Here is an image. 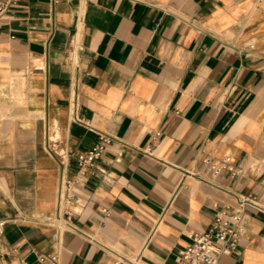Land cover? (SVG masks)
Instances as JSON below:
<instances>
[{
  "label": "crops",
  "instance_id": "crops-1",
  "mask_svg": "<svg viewBox=\"0 0 264 264\" xmlns=\"http://www.w3.org/2000/svg\"><path fill=\"white\" fill-rule=\"evenodd\" d=\"M99 132L114 137L105 176L66 201L61 181ZM226 155L240 174H187ZM249 195L264 206V0H13L0 19V264L52 252L179 264L193 232ZM59 216L71 229L48 224ZM245 227L219 264H264V212Z\"/></svg>",
  "mask_w": 264,
  "mask_h": 264
},
{
  "label": "built area",
  "instance_id": "built-area-1",
  "mask_svg": "<svg viewBox=\"0 0 264 264\" xmlns=\"http://www.w3.org/2000/svg\"><path fill=\"white\" fill-rule=\"evenodd\" d=\"M13 0H0V19L3 18L11 7ZM162 136L160 130L151 131L150 138L141 148L143 154L148 157H155L156 146ZM114 143V137L105 132H99L98 141L87 151L78 156V178L72 180L64 178L61 181L63 199L70 201L74 196L75 185L80 179L97 177L104 173L100 171L99 163L104 158L108 148ZM122 155V152H119ZM203 170L196 173L187 172L189 175H197L206 180V177H217L224 171H230L237 175L242 170L234 164L231 155H226L222 159L212 156H205L202 159ZM105 178V177H104ZM250 208L264 212V206L256 196H242L236 205L221 208L214 219L211 227L206 231H196L191 234L192 241L179 250L176 261L179 264H219L224 255L239 252L240 240L245 233V220ZM67 219H71V214L67 213ZM62 218L56 217L48 221V224L57 226L61 231L70 227L62 224ZM6 220L0 218V240L4 235ZM71 229V228H70ZM43 264H61L60 253L52 252L48 256H41ZM115 264H145L140 257L125 258L119 256Z\"/></svg>",
  "mask_w": 264,
  "mask_h": 264
}]
</instances>
